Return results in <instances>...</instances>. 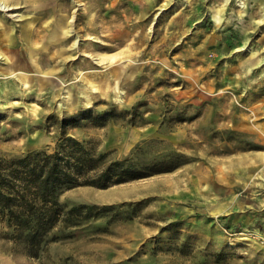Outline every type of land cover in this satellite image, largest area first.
<instances>
[{"label":"rangeland","instance_id":"374dc122","mask_svg":"<svg viewBox=\"0 0 264 264\" xmlns=\"http://www.w3.org/2000/svg\"><path fill=\"white\" fill-rule=\"evenodd\" d=\"M0 1V156L66 133L106 162L188 158L64 190L114 207L38 257L0 237V264H264V0Z\"/></svg>","mask_w":264,"mask_h":264},{"label":"trees","instance_id":"16d2710c","mask_svg":"<svg viewBox=\"0 0 264 264\" xmlns=\"http://www.w3.org/2000/svg\"><path fill=\"white\" fill-rule=\"evenodd\" d=\"M107 114L102 112V116ZM76 117L70 121H76ZM105 157V153L93 154L79 139L66 133L51 149L0 156V222L5 227L0 237L10 242L11 252L38 257L53 228L75 227L114 207L85 202L68 205L59 200L64 190L79 185L104 188L171 171L188 162L175 150L144 163L128 157L106 162ZM138 204L127 203L131 208Z\"/></svg>","mask_w":264,"mask_h":264},{"label":"bare ground","instance_id":"6f19581e","mask_svg":"<svg viewBox=\"0 0 264 264\" xmlns=\"http://www.w3.org/2000/svg\"><path fill=\"white\" fill-rule=\"evenodd\" d=\"M0 9H2V10H7V9H8L7 4L4 3L3 1H0ZM67 31H68V30H66L64 27H62L61 24L59 23L58 28L55 27V29H54L53 32H54L55 34H62V33H63V34H66ZM59 32H60V33H59Z\"/></svg>","mask_w":264,"mask_h":264}]
</instances>
